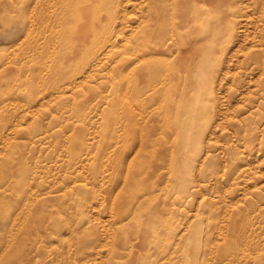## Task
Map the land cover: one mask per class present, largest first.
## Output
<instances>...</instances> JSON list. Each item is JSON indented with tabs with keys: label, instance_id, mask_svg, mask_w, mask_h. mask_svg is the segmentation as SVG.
I'll return each instance as SVG.
<instances>
[{
	"label": "rangeland",
	"instance_id": "1",
	"mask_svg": "<svg viewBox=\"0 0 264 264\" xmlns=\"http://www.w3.org/2000/svg\"><path fill=\"white\" fill-rule=\"evenodd\" d=\"M0 264H264V0H0Z\"/></svg>",
	"mask_w": 264,
	"mask_h": 264
},
{
	"label": "bare ground",
	"instance_id": "2",
	"mask_svg": "<svg viewBox=\"0 0 264 264\" xmlns=\"http://www.w3.org/2000/svg\"><path fill=\"white\" fill-rule=\"evenodd\" d=\"M73 4V3H72ZM75 4V3H74ZM108 4V3H107ZM173 4V3H172ZM70 6V5H69ZM68 6V7H69ZM81 6V5H80ZM174 6V5H173ZM66 7H67V5H66ZM72 7H74V6H72ZM107 7V6H106ZM75 8V7H74ZM108 9V8H107ZM70 11V10H69ZM68 12V11H67ZM93 12V11H92ZM92 15V14H91ZM68 18H70V17H68ZM83 19H86L85 17H83ZM94 19V18H93ZM85 23H86V21H85ZM81 26V25H80ZM88 26H89V24H88ZM83 29H86V25L85 26H83ZM89 29V28H88ZM81 31H83L82 29H80ZM83 32H85V31H83ZM80 37H81V35H80ZM109 39H111V38H109ZM106 42V41H105ZM108 42H110V41H108ZM109 44V43H108ZM101 45V44H100ZM103 45V44H102ZM101 45V46H102ZM98 47H99V45H98ZM97 48V47H96ZM100 51H104V50H100ZM98 53H99V49H98ZM96 54H97V52H96ZM100 54V53H99ZM101 55V54H100ZM181 90V89H180ZM93 111V110H92ZM88 114V113H87ZM176 170V169H175ZM169 174V173H168ZM174 175H176V173L174 174ZM174 178V177H173ZM194 186V185H193ZM188 195V194H187Z\"/></svg>",
	"mask_w": 264,
	"mask_h": 264
}]
</instances>
